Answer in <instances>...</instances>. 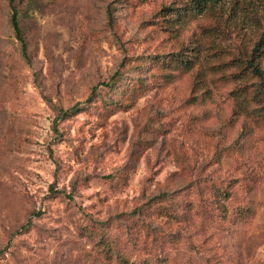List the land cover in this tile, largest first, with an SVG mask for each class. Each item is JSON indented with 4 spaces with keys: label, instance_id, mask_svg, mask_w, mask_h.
Here are the masks:
<instances>
[{
    "label": "rangeland",
    "instance_id": "rangeland-1",
    "mask_svg": "<svg viewBox=\"0 0 264 264\" xmlns=\"http://www.w3.org/2000/svg\"><path fill=\"white\" fill-rule=\"evenodd\" d=\"M208 4L0 0V264H264V0Z\"/></svg>",
    "mask_w": 264,
    "mask_h": 264
},
{
    "label": "trees",
    "instance_id": "trees-1",
    "mask_svg": "<svg viewBox=\"0 0 264 264\" xmlns=\"http://www.w3.org/2000/svg\"><path fill=\"white\" fill-rule=\"evenodd\" d=\"M216 0H189V9L195 12L201 11L206 6L210 5L208 3H213ZM11 12H10V25L12 27V30L14 31L16 37L22 42V38L20 36V27L17 21L16 12L12 5V0H8ZM21 47L23 48V44H21ZM264 57V30L260 33L257 40L254 42L251 50V55L247 59L245 65L243 66V72H247L248 75H253L254 77H260L261 76V65L260 61ZM188 67L187 64H184ZM75 105V104H74ZM72 106L73 107L75 106ZM29 223V219L22 224V227L26 226ZM140 263L144 264L146 263L145 259H138ZM119 261L121 264H136L134 259H128L125 256H120Z\"/></svg>",
    "mask_w": 264,
    "mask_h": 264
}]
</instances>
